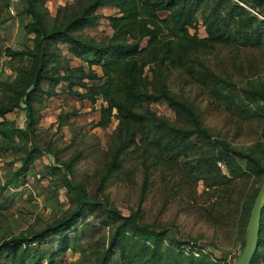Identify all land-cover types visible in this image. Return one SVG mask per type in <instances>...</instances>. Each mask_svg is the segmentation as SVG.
Returning a JSON list of instances; mask_svg holds the SVG:
<instances>
[{
    "label": "trees",
    "instance_id": "1",
    "mask_svg": "<svg viewBox=\"0 0 264 264\" xmlns=\"http://www.w3.org/2000/svg\"><path fill=\"white\" fill-rule=\"evenodd\" d=\"M23 1L18 13L32 46L5 50L6 56L20 65L14 69L13 79L4 84L7 97L0 104V157L20 154L21 165L0 187V203L6 200V187L17 188L19 181L24 184L43 153L36 142V105L55 95L61 83L66 84L67 93L92 104L101 99L105 106L100 108L97 127L107 126L112 117L117 125L97 174L96 193L90 196L82 183L68 179L73 161L60 167L64 170L61 182L52 179L58 167L48 169L51 181L65 187L71 208L39 229L1 240L0 264H43L44 260L45 264H61V257L84 230L93 233L86 255L89 264H226L192 242L168 238L163 227L146 222L142 206L150 187V170L164 165L174 170L181 166L185 178L194 185L202 181L205 189L218 196V208L231 201L228 191L232 180L254 179L257 187L240 209L239 240L243 236L264 179V81L248 79L238 86L228 75L211 70L200 54L216 46L264 52V0H238L263 19L235 0H75L59 8L52 20L43 9L49 0ZM3 2L1 11L8 10L10 0ZM106 6L116 10L108 17L111 34L98 41L84 37L82 31L97 26L102 18L97 12ZM69 8L71 11L62 14ZM27 17L29 22L24 21ZM199 25L203 37L189 31ZM59 45L67 46V52L82 64L65 66ZM175 69L205 87L241 118L258 121L259 141L240 148L215 139L194 101L169 88L168 75ZM162 102L174 113V121L149 108ZM18 111L24 113V128L6 118ZM136 152H140L136 157L142 165L138 201L136 209L124 215L103 191L110 178L133 161ZM217 164H222L228 175ZM89 216L98 222H85ZM263 257L264 207L258 247L250 264H260Z\"/></svg>",
    "mask_w": 264,
    "mask_h": 264
},
{
    "label": "rangeland",
    "instance_id": "2",
    "mask_svg": "<svg viewBox=\"0 0 264 264\" xmlns=\"http://www.w3.org/2000/svg\"><path fill=\"white\" fill-rule=\"evenodd\" d=\"M3 3L0 0V104L7 97L4 84L13 79V71L20 65L6 56L5 50L16 51L32 46L30 39L24 34L18 13L25 5L24 1L10 0L9 9L1 11ZM74 3L75 0H49L43 9L46 17L52 20L59 8ZM243 5L249 8L248 5ZM71 9H63L62 14H67ZM97 13L102 16L97 26L83 30L82 34L98 41L111 34L108 17L115 15L116 10L106 6ZM24 21L29 22L30 19L27 17ZM189 31L192 34L196 31L200 37L205 35L201 25ZM58 49L65 66L72 68L82 64L67 52V46L59 45ZM200 55L211 70L220 75H228L238 86L248 79L264 81L263 51L216 46ZM93 69L100 74L97 67ZM168 86L171 91L194 101L202 112L204 124L215 139H225L234 147L240 148L250 147L259 141L258 121L241 118L222 100H217L208 93L205 87L193 82L182 70L175 69L169 73ZM55 91V95L45 97L42 103L36 105V142L43 153L35 161L34 167L30 168L24 184L19 181V187L7 186L3 192L6 200L0 203V241L11 234L39 229L71 208L72 204L65 196V187L55 185L51 176L46 174L51 167H58L59 170L52 179L60 181L64 175V170L60 167L73 161L70 171L66 173L68 179L76 184L82 183L90 196L96 193L99 185L97 174L108 148L109 138L116 128V119L112 117L107 126L97 127L100 108L105 106L100 98L92 104L67 93L65 83H61ZM149 108L160 116L175 120L174 113L163 102L151 104ZM6 118L20 128L25 127L23 111L9 114ZM138 154L140 152H136L132 156L133 161H129L122 171L110 178L103 191L110 204L124 215L135 210L138 201L142 166L136 157ZM20 157V154L0 157V187H4L8 178L20 167ZM150 162L151 159L148 164ZM217 165L224 175H228L222 164ZM150 171V187L142 206L146 222L163 227L168 238L192 242L196 248L210 253L212 259L220 258L226 264H232L243 244V236L239 240L240 209L245 198L257 187L255 180H232L228 191L231 201L228 200L223 208H218L215 206L216 197L219 201L218 196L212 194L211 189H205L202 181L195 185L189 182L185 178L186 171L181 166L174 170L164 165ZM94 217L89 216L85 222L96 224L98 220ZM92 234L91 231L84 230L80 238L72 243L71 250L61 257V264H89L86 255ZM42 249L46 250V247L43 246ZM259 261L264 264V257ZM45 263L46 260L43 264Z\"/></svg>",
    "mask_w": 264,
    "mask_h": 264
},
{
    "label": "water",
    "instance_id": "3",
    "mask_svg": "<svg viewBox=\"0 0 264 264\" xmlns=\"http://www.w3.org/2000/svg\"><path fill=\"white\" fill-rule=\"evenodd\" d=\"M264 207V179L259 185L243 234V246L232 264H250L258 247L261 211Z\"/></svg>",
    "mask_w": 264,
    "mask_h": 264
},
{
    "label": "built area",
    "instance_id": "4",
    "mask_svg": "<svg viewBox=\"0 0 264 264\" xmlns=\"http://www.w3.org/2000/svg\"><path fill=\"white\" fill-rule=\"evenodd\" d=\"M237 2H239L238 0H235ZM240 3V2H239ZM242 6H244L242 3H240ZM245 7V6H244ZM246 8V7H245ZM248 9L249 11L253 12L254 14H256L258 17L262 18L260 15H258L256 12H254L253 10L249 9V8H246ZM263 19V18H262Z\"/></svg>",
    "mask_w": 264,
    "mask_h": 264
}]
</instances>
